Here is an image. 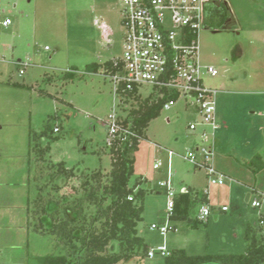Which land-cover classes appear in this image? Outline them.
<instances>
[{
    "label": "rangeland",
    "instance_id": "obj_1",
    "mask_svg": "<svg viewBox=\"0 0 264 264\" xmlns=\"http://www.w3.org/2000/svg\"><path fill=\"white\" fill-rule=\"evenodd\" d=\"M224 1L232 15L224 2L217 3L222 21L199 31L198 51L200 63L217 71L201 77L207 88L217 91L215 117L221 126L215 131L213 165L226 177L221 185H208L202 169L173 155L170 179L175 191L187 186L205 190L209 223L190 229L186 222H170L178 227H169L164 236L150 229V224L165 221L167 198L158 182L167 176L166 150L183 154L207 145L211 136L207 125L188 128L200 121L192 99L179 97L169 109L162 108L133 152L129 182L142 178L141 186L148 189L136 226L148 247L185 248L188 254L239 253L248 243L247 224L264 232L259 223L264 218V167L256 172L248 167L254 156L259 158L253 168L264 162V0ZM215 6L210 2L207 9ZM6 19L10 23L4 26ZM122 41L118 0H0V264H42L41 257L58 253L53 237L35 232L30 223L28 208L37 193L30 133L47 126L39 141L49 145L45 164L63 161L75 172L110 169L108 115L123 118L137 104L113 93L102 68H87L119 57ZM67 70L73 71L70 76ZM137 90L141 98L157 95L150 85ZM55 125L59 130L52 132ZM202 128L208 133L204 141ZM155 162L161 163L158 169ZM63 191L75 193L76 180L70 179ZM255 198L258 207L250 204ZM190 217H197V211ZM142 264H163V255L145 257Z\"/></svg>",
    "mask_w": 264,
    "mask_h": 264
},
{
    "label": "trees",
    "instance_id": "obj_2",
    "mask_svg": "<svg viewBox=\"0 0 264 264\" xmlns=\"http://www.w3.org/2000/svg\"><path fill=\"white\" fill-rule=\"evenodd\" d=\"M215 5L210 10L206 8V21L210 25L222 21V9L217 3ZM226 10L230 15L228 8ZM120 67L118 59L116 63L108 59L89 65L87 70L96 72L102 68L105 73H113ZM72 72L65 73L70 76ZM137 89L123 94V97L134 99L137 106L119 118L130 134L116 133L107 142L111 158L107 172L100 169L75 172L63 161L45 164L44 155L49 145L42 146L39 141L47 134V126L40 132L29 134L35 168L33 179L37 188L28 208L31 227L37 233L51 235L58 247V253L40 258L42 264H127L132 259L135 264H142L147 257L149 247L138 235L136 226L142 219L143 200L148 189L141 186L142 178L129 183L134 173L133 152L144 137L150 120L159 115L163 103L177 99L178 94L165 92L162 96H152L151 92L141 98ZM52 130L57 132L59 127L55 125ZM257 158L259 156L250 160L253 172L264 167L261 161L253 168ZM73 178L76 192H64ZM206 202L204 192L187 187L186 193H178L175 197L168 221L186 222L190 229L201 224L206 226V219L190 217L192 210L196 211L199 204ZM259 232L247 224L245 239L248 243L243 252L188 254L184 248H174L163 256V264H264V232Z\"/></svg>",
    "mask_w": 264,
    "mask_h": 264
},
{
    "label": "built area",
    "instance_id": "obj_3",
    "mask_svg": "<svg viewBox=\"0 0 264 264\" xmlns=\"http://www.w3.org/2000/svg\"><path fill=\"white\" fill-rule=\"evenodd\" d=\"M120 5V22L123 29L122 53L111 59L121 63L119 70L108 74L113 83V93L123 98V94L131 92L142 85H150L158 96L165 92L178 94L185 100L190 98L195 104V110L200 115V121L190 122L188 128L195 130L198 125H207L211 129L210 141L207 145H195L186 149L183 154H176L171 149L167 152L166 178L158 182L165 194V221L150 224V229H156L164 236L170 225L168 215L174 206L178 193H186L187 187H181L177 192L171 183L170 162L173 155H178L193 167L202 169L207 177L208 185H221L225 176L213 165L215 154V131L220 123L215 117L216 90L207 88L202 83L203 72L215 76L217 71L211 65H203L199 60L198 33L206 26V8L210 2L218 0H118ZM8 19L2 21L6 26ZM103 29L105 24L101 23ZM45 49H48L45 46ZM18 64L21 65L20 62ZM23 65V64H22ZM23 69L19 73H23ZM71 71V70H67ZM177 99H168L163 103V109H169ZM121 120L114 114L108 115L107 124L110 136L116 133L130 134ZM203 129V128H202ZM57 130V128H54ZM201 139L207 140L208 133L203 129ZM160 162L153 164L154 169L160 167ZM203 192L207 193L205 190ZM208 199V198H207ZM253 207L260 206L258 199L250 200ZM221 210L228 208L222 206ZM197 218L206 219L211 213V207L205 203L197 206ZM264 226V218L260 219ZM169 250L164 245L150 247L147 257L155 254L165 255Z\"/></svg>",
    "mask_w": 264,
    "mask_h": 264
},
{
    "label": "crops",
    "instance_id": "obj_4",
    "mask_svg": "<svg viewBox=\"0 0 264 264\" xmlns=\"http://www.w3.org/2000/svg\"><path fill=\"white\" fill-rule=\"evenodd\" d=\"M219 2H224L227 6H228V3H227V1H224V0H218V1H216V2H214V3H219ZM228 9H229V6H228ZM229 12H230V14L232 15V13H231V10L229 9ZM232 18H233V21H235L234 20V17L233 16H231ZM205 24L206 25H209V23L206 21V18H205ZM202 83H203V80H202ZM204 84V83H203ZM220 123V122H219ZM220 126H221V124H220ZM215 146H216V143H215ZM215 152H216V150H215ZM229 154V153H228ZM215 155V154H214ZM230 155V154H229ZM229 155H228V157H229ZM247 165V164H246ZM245 165V166H246ZM248 167H249V164H248ZM250 169H251V167H250ZM252 170V169H251ZM225 177H226V175H225V173L222 171V170H219ZM187 187H191V186H187ZM192 188H194V189H196V190H198L199 188L198 187H195V186H192ZM247 194H249V193H247ZM249 197H250V194H249V196H248V200H249ZM256 199H258V198H256ZM247 200V201H248ZM223 211V210H222ZM227 211V210H226ZM225 212V211H224ZM208 219H206V226H208ZM175 227H178L177 225L175 226ZM150 248V247H149ZM185 249V248H184Z\"/></svg>",
    "mask_w": 264,
    "mask_h": 264
},
{
    "label": "water",
    "instance_id": "obj_5",
    "mask_svg": "<svg viewBox=\"0 0 264 264\" xmlns=\"http://www.w3.org/2000/svg\"><path fill=\"white\" fill-rule=\"evenodd\" d=\"M248 196H249V194H246V196H245V200L246 201L248 200Z\"/></svg>",
    "mask_w": 264,
    "mask_h": 264
}]
</instances>
